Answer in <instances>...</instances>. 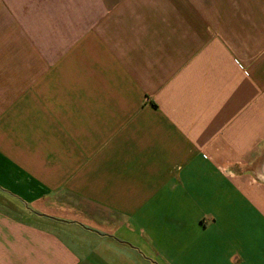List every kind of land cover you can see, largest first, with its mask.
<instances>
[{"label": "crops", "instance_id": "0c3cea01", "mask_svg": "<svg viewBox=\"0 0 264 264\" xmlns=\"http://www.w3.org/2000/svg\"><path fill=\"white\" fill-rule=\"evenodd\" d=\"M261 169L264 0H0V264H264Z\"/></svg>", "mask_w": 264, "mask_h": 264}, {"label": "rangeland", "instance_id": "374dc122", "mask_svg": "<svg viewBox=\"0 0 264 264\" xmlns=\"http://www.w3.org/2000/svg\"><path fill=\"white\" fill-rule=\"evenodd\" d=\"M245 170V169H244ZM264 172V169H261ZM245 172V171H244ZM253 177H256V175L254 174ZM258 180V179H257Z\"/></svg>", "mask_w": 264, "mask_h": 264}]
</instances>
